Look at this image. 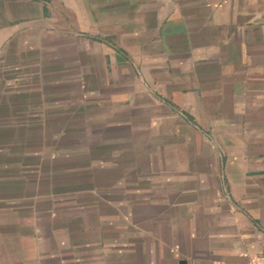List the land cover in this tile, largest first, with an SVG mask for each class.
I'll use <instances>...</instances> for the list:
<instances>
[{
  "label": "crops",
  "instance_id": "0c3cea01",
  "mask_svg": "<svg viewBox=\"0 0 264 264\" xmlns=\"http://www.w3.org/2000/svg\"><path fill=\"white\" fill-rule=\"evenodd\" d=\"M244 253H264V0H0V264Z\"/></svg>",
  "mask_w": 264,
  "mask_h": 264
},
{
  "label": "rangeland",
  "instance_id": "374dc122",
  "mask_svg": "<svg viewBox=\"0 0 264 264\" xmlns=\"http://www.w3.org/2000/svg\"><path fill=\"white\" fill-rule=\"evenodd\" d=\"M64 131H61V134ZM72 136V135H71ZM74 137H72L71 139H73L72 143H76L74 147H72L73 149H77L75 151H73V155L76 156L75 159L77 158H84V156H87V129L86 130H80L76 133V135H73ZM71 155V157L73 158L74 156Z\"/></svg>",
  "mask_w": 264,
  "mask_h": 264
},
{
  "label": "built area",
  "instance_id": "2783aa9c",
  "mask_svg": "<svg viewBox=\"0 0 264 264\" xmlns=\"http://www.w3.org/2000/svg\"><path fill=\"white\" fill-rule=\"evenodd\" d=\"M244 259L238 263H222V264H264V253L256 256H249L247 253L243 254Z\"/></svg>",
  "mask_w": 264,
  "mask_h": 264
},
{
  "label": "water",
  "instance_id": "95a60500",
  "mask_svg": "<svg viewBox=\"0 0 264 264\" xmlns=\"http://www.w3.org/2000/svg\"><path fill=\"white\" fill-rule=\"evenodd\" d=\"M180 264H187L185 260H181Z\"/></svg>",
  "mask_w": 264,
  "mask_h": 264
}]
</instances>
